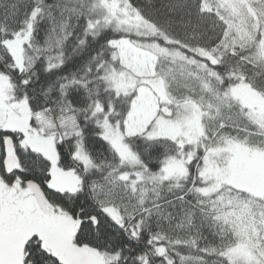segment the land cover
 Listing matches in <instances>:
<instances>
[{"label":"snow or ice","instance_id":"6c2138e0","mask_svg":"<svg viewBox=\"0 0 264 264\" xmlns=\"http://www.w3.org/2000/svg\"><path fill=\"white\" fill-rule=\"evenodd\" d=\"M0 264H264V0H0Z\"/></svg>","mask_w":264,"mask_h":264}]
</instances>
